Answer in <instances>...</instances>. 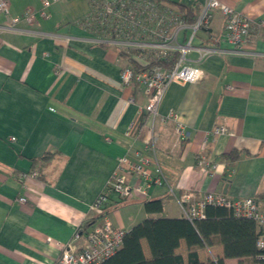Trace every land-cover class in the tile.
<instances>
[{"label":"crops","instance_id":"obj_1","mask_svg":"<svg viewBox=\"0 0 264 264\" xmlns=\"http://www.w3.org/2000/svg\"><path fill=\"white\" fill-rule=\"evenodd\" d=\"M6 1L9 13L0 10V264H53L79 229L88 233L106 219L127 232L147 218H182L175 196L186 192L264 202V0H220L251 22L243 53L219 52L230 48L225 17L211 10L208 30L197 33L193 46L216 51L188 54L202 79L173 83L154 119L143 110L144 88L121 81L127 65L122 53L132 52L140 66L141 54L105 43L108 37L92 26L98 0H53L47 18L40 17L42 0ZM153 1L177 11L183 22L179 7L199 5L202 11L205 4ZM28 10L35 15L32 23L4 29ZM191 34L181 30L178 42ZM172 111L182 115L189 140H178L168 119ZM217 127L226 133L214 135ZM234 150L246 154L236 162L223 157ZM136 153L157 161L168 185L153 186L146 195L132 191L123 200L111 193L106 202L111 212L89 223L98 217L92 206L118 160ZM127 177L131 184L138 181ZM155 200L162 201L163 211L147 213L144 202ZM142 247L150 258L145 240ZM177 253L186 261L185 241ZM198 255L202 262L216 260L224 249L215 243ZM224 264L257 263L246 258Z\"/></svg>","mask_w":264,"mask_h":264},{"label":"built area","instance_id":"obj_2","mask_svg":"<svg viewBox=\"0 0 264 264\" xmlns=\"http://www.w3.org/2000/svg\"><path fill=\"white\" fill-rule=\"evenodd\" d=\"M52 1L42 0L43 8L40 11V17L49 16L47 9ZM96 8V18L92 26L108 37V40L104 42L124 51L139 52L142 57L139 59L141 66L145 67L159 61L172 62L174 55L178 54L171 68L137 71L130 66H124L122 69L121 81L124 85L139 84L144 88L147 104L143 110L152 119L157 115L166 92L173 83H196L202 79L203 71L193 64L188 54L196 50L203 57L216 51L193 46L195 36L202 25L208 23L211 10L220 11L225 17V40L230 48L219 49L221 53H243L251 26L248 17L220 0H205L197 22L192 25L185 24L174 9L160 6L153 0L111 2L98 0ZM0 10L6 14L9 13L6 0H0ZM34 19L33 10H28L22 18H12L4 29L15 30V26L20 21L32 23ZM184 29H190L192 34L185 39V43L181 44L178 42V36ZM168 119L174 123L179 141L184 142L190 139V131L186 128L180 113L172 111ZM136 128L137 124L132 125L126 135H132ZM212 133L223 135L226 129L217 127ZM150 141H152V130L145 143L149 144ZM202 161L205 166H211L205 158H202ZM128 173L138 179L135 184L130 183ZM33 176L36 177L37 173L35 172ZM163 185H168V181L163 168L157 161H151L141 153H136L135 158L123 156L118 160L111 180L93 204L92 210L98 215L102 214L111 193L121 197L129 196L132 191L146 195L151 187ZM170 193L173 195L171 188ZM175 197L181 206L183 217L191 222L203 219L208 206L224 207L231 210L236 218L253 221L261 229L257 245L264 249V202H259L252 197L230 200L224 194L214 192L207 193L201 198H196L189 192ZM21 201L25 202V199L22 198ZM125 233L126 231L114 226L107 219L96 224L88 233H83L79 229L72 243L53 264H101L114 256L121 248ZM75 243H78V246Z\"/></svg>","mask_w":264,"mask_h":264},{"label":"trees","instance_id":"obj_3","mask_svg":"<svg viewBox=\"0 0 264 264\" xmlns=\"http://www.w3.org/2000/svg\"><path fill=\"white\" fill-rule=\"evenodd\" d=\"M179 8L184 13L185 23L191 25L197 22L201 11L199 5L189 10L184 7ZM200 30L208 29L202 25ZM131 53H122V56L127 58L125 66H130L137 71L171 68L178 56L175 54L172 62H152L143 67L130 58ZM243 154L246 153L234 150L223 157L236 162ZM121 199L123 200L122 197ZM144 209L147 213H161L163 203L161 200L145 201ZM110 212L109 207L105 206L102 214L89 223L104 218ZM260 233L261 229L253 221L236 218L227 208L208 206L205 217L194 222L184 217L143 220L125 233L121 248L114 256L101 264H224L225 259L246 258H252L257 264H264V257L258 258L264 256V249L257 245ZM143 240L148 243L150 258L144 255ZM181 241L186 243V261L181 253H177ZM215 243L223 246V257L202 262L199 259L198 250L211 247Z\"/></svg>","mask_w":264,"mask_h":264},{"label":"water","instance_id":"obj_4","mask_svg":"<svg viewBox=\"0 0 264 264\" xmlns=\"http://www.w3.org/2000/svg\"><path fill=\"white\" fill-rule=\"evenodd\" d=\"M224 193H226V191Z\"/></svg>","mask_w":264,"mask_h":264}]
</instances>
